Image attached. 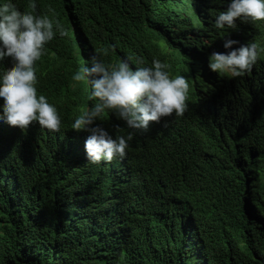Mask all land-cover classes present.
<instances>
[{
	"label": "trees",
	"instance_id": "trees-1",
	"mask_svg": "<svg viewBox=\"0 0 264 264\" xmlns=\"http://www.w3.org/2000/svg\"><path fill=\"white\" fill-rule=\"evenodd\" d=\"M223 1L14 0L67 30L46 45L36 74L42 94L70 119L91 103L85 84L69 86L71 75L96 50L133 68L158 58L172 75L179 56L201 58L179 73L189 78V109L176 121L185 131L177 140L201 154L195 167L190 153L159 147L100 193L70 161L79 149L73 142L58 144L35 126L27 134L0 128V264H264V21L242 23L237 36L261 46L252 71L226 77L210 99L197 94L203 63L222 52L221 35L211 27L202 42L188 23L199 8L215 13ZM129 191L158 203L157 224L129 228Z\"/></svg>",
	"mask_w": 264,
	"mask_h": 264
},
{
	"label": "clouds",
	"instance_id": "clouds-1",
	"mask_svg": "<svg viewBox=\"0 0 264 264\" xmlns=\"http://www.w3.org/2000/svg\"><path fill=\"white\" fill-rule=\"evenodd\" d=\"M31 6L35 8L34 3ZM257 21H264V0H224L215 13L207 8L194 13L188 23L194 29L192 37L203 42L206 38L202 32L214 27L221 35L222 50L211 53L201 67L199 99H210L221 91L226 77H242L252 71L261 46L237 36L242 23ZM56 34H68L59 20L22 11L14 0L0 2V63L6 58L11 61V68L0 72L1 129L27 134V129L35 126L40 135L53 137L58 144L73 142L79 149L70 161L76 159L79 167L98 182L100 193L128 178L131 163L141 162L144 153H154L159 147L172 153H190L194 166L198 165L201 153L189 142L177 140L185 131L176 121L189 109V78L179 73L197 59L203 62L201 58L189 52L186 60L179 56L172 75L170 65L158 58L133 68L127 59L108 62L107 50H96L87 64L71 75L69 86L85 84L91 103L70 119L52 98L42 94L36 74L37 62ZM151 136L156 139L155 147L150 145ZM126 200L129 228L145 229L159 222L157 202L145 205L135 191L127 192Z\"/></svg>",
	"mask_w": 264,
	"mask_h": 264
},
{
	"label": "rangeland",
	"instance_id": "rangeland-1",
	"mask_svg": "<svg viewBox=\"0 0 264 264\" xmlns=\"http://www.w3.org/2000/svg\"><path fill=\"white\" fill-rule=\"evenodd\" d=\"M233 154H234V155H236V152H235V151H233Z\"/></svg>",
	"mask_w": 264,
	"mask_h": 264
}]
</instances>
